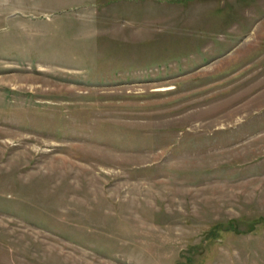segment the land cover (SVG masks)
<instances>
[{"label":"rangeland","instance_id":"obj_1","mask_svg":"<svg viewBox=\"0 0 264 264\" xmlns=\"http://www.w3.org/2000/svg\"><path fill=\"white\" fill-rule=\"evenodd\" d=\"M0 264H264V0H0Z\"/></svg>","mask_w":264,"mask_h":264},{"label":"bare ground","instance_id":"obj_2","mask_svg":"<svg viewBox=\"0 0 264 264\" xmlns=\"http://www.w3.org/2000/svg\"><path fill=\"white\" fill-rule=\"evenodd\" d=\"M242 110V109H241ZM236 111V110H235ZM244 112V111H243ZM239 114V113H238ZM224 119V118H223ZM221 120V119H220ZM217 121V120H216ZM219 121V120H218ZM223 121V120H222ZM219 123V122H218Z\"/></svg>","mask_w":264,"mask_h":264}]
</instances>
